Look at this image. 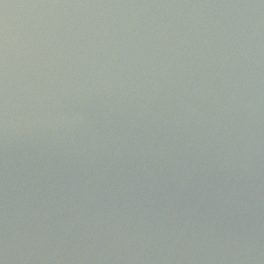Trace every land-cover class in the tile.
Listing matches in <instances>:
<instances>
[{"label":"water","instance_id":"95a60500","mask_svg":"<svg viewBox=\"0 0 264 264\" xmlns=\"http://www.w3.org/2000/svg\"><path fill=\"white\" fill-rule=\"evenodd\" d=\"M0 264H264V0H0Z\"/></svg>","mask_w":264,"mask_h":264}]
</instances>
